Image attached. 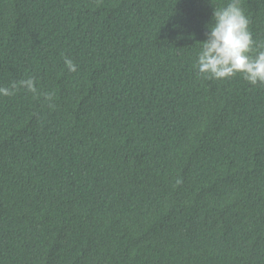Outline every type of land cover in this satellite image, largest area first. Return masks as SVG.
Masks as SVG:
<instances>
[{"label": "trees", "instance_id": "obj_1", "mask_svg": "<svg viewBox=\"0 0 264 264\" xmlns=\"http://www.w3.org/2000/svg\"><path fill=\"white\" fill-rule=\"evenodd\" d=\"M229 2L0 0V87L35 81L0 97V264H264V85L195 68Z\"/></svg>", "mask_w": 264, "mask_h": 264}, {"label": "clouds", "instance_id": "obj_2", "mask_svg": "<svg viewBox=\"0 0 264 264\" xmlns=\"http://www.w3.org/2000/svg\"><path fill=\"white\" fill-rule=\"evenodd\" d=\"M211 20L197 56V73L216 80L240 74L250 85H264V50L251 54L256 42L240 0H230L225 7L214 10ZM64 63L70 72L77 70L71 59L65 58ZM18 88L34 92L35 81L28 78L14 82L11 87H0V97L12 96ZM44 99L51 101L52 95L47 94Z\"/></svg>", "mask_w": 264, "mask_h": 264}]
</instances>
